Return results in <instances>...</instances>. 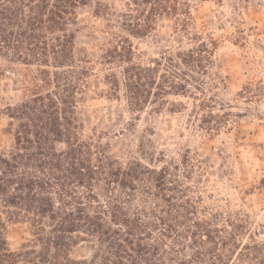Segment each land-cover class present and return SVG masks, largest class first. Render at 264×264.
<instances>
[{
	"label": "trees",
	"instance_id": "1",
	"mask_svg": "<svg viewBox=\"0 0 264 264\" xmlns=\"http://www.w3.org/2000/svg\"><path fill=\"white\" fill-rule=\"evenodd\" d=\"M90 1L0 0V60L23 67L22 100L5 109L13 143L0 151V264H264V241L251 233L240 241L246 223L208 216L190 196L188 151L155 167L117 159L99 137L85 136L79 108L95 62L70 26ZM190 16L181 0H131L117 22L142 38L165 17L188 34ZM217 47L200 41L145 66L132 41L115 34L98 58L110 70L107 96L123 90L135 113L152 95L188 96L200 90ZM17 225L28 228L18 251L10 239ZM85 241L92 258L75 260Z\"/></svg>",
	"mask_w": 264,
	"mask_h": 264
},
{
	"label": "rangeland",
	"instance_id": "2",
	"mask_svg": "<svg viewBox=\"0 0 264 264\" xmlns=\"http://www.w3.org/2000/svg\"><path fill=\"white\" fill-rule=\"evenodd\" d=\"M181 2L191 12L188 34L165 17L142 38L122 32L117 22L131 0H91L78 9L77 24L70 28L77 31L78 48H85L95 62L79 108L85 136L99 137L117 159L136 157L155 167L179 163L188 151L192 179L185 184L204 213L246 223L243 243H248V233L264 241V0ZM119 33L132 41L136 61L145 66L200 41H216L218 47L208 73L199 76L200 90L192 88L188 96L152 95L146 110L135 113L123 90L117 98L107 96L103 76L110 70L98 63L105 44ZM22 73V65L0 60V151L13 143L5 109L22 100ZM27 237V226L12 227L13 249L20 250ZM92 256L91 242L72 251L78 261Z\"/></svg>",
	"mask_w": 264,
	"mask_h": 264
}]
</instances>
